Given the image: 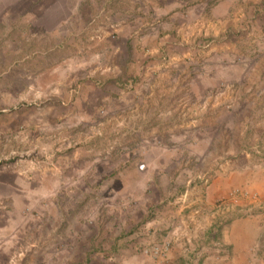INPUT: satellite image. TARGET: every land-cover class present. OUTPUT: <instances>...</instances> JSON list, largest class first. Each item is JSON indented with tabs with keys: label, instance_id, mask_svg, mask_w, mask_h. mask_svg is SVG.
Segmentation results:
<instances>
[{
	"label": "rangeland",
	"instance_id": "374dc122",
	"mask_svg": "<svg viewBox=\"0 0 264 264\" xmlns=\"http://www.w3.org/2000/svg\"><path fill=\"white\" fill-rule=\"evenodd\" d=\"M178 1L0 0V264H264V0Z\"/></svg>",
	"mask_w": 264,
	"mask_h": 264
},
{
	"label": "crops",
	"instance_id": "0c3cea01",
	"mask_svg": "<svg viewBox=\"0 0 264 264\" xmlns=\"http://www.w3.org/2000/svg\"><path fill=\"white\" fill-rule=\"evenodd\" d=\"M199 1V0H198ZM179 3H174V6H179V8H182V6H185L186 3L183 0H179ZM208 2L200 0L199 2L191 5V9H187L186 12H195L199 14H207L208 17L203 16L202 17V23L203 26L207 27L208 30H210L211 35H216L220 33L219 36V42L222 44V46L225 45V41L230 37L234 39H239V30L241 25H239L241 21V3L239 0H217L210 6L207 5ZM63 9L61 8H55L51 7L49 5H46L42 11L39 13V16L41 15V18L43 19L40 21L41 24H47V29L54 30L57 27L59 28L62 23L67 18L65 14L67 12L64 11L62 13ZM167 12L171 13H182L183 10L170 8L168 10H165ZM74 10H69V13H73ZM206 12V13H205ZM64 14V15H63ZM199 21V20H198ZM237 36V37H236ZM214 40V39H213ZM143 42L147 45L148 49L152 51L154 54L157 55V36H145L143 38ZM235 42V41H234ZM154 64L157 67V56L154 58ZM147 72L144 75V78H148L146 75ZM151 83H149L148 86H153L154 88H157V74L155 77L150 80ZM153 81V82H152ZM264 154V151H263ZM241 166L235 167L234 171L239 172L242 174ZM241 169V170H238ZM242 171V172H241ZM261 175H264V165H263V171L261 172ZM262 177V176H261ZM223 186V185H222ZM209 189V194H208ZM207 190V202L213 200V195L217 196L223 192V188H220V185H208L206 187Z\"/></svg>",
	"mask_w": 264,
	"mask_h": 264
},
{
	"label": "built area",
	"instance_id": "2783aa9c",
	"mask_svg": "<svg viewBox=\"0 0 264 264\" xmlns=\"http://www.w3.org/2000/svg\"><path fill=\"white\" fill-rule=\"evenodd\" d=\"M228 196L234 202L238 201L239 198L249 199L252 201L261 199L256 193H251L247 190H234L231 191ZM143 252L144 254L153 258L152 264H160L166 258L169 252L168 242L164 241L161 243L148 245L143 249Z\"/></svg>",
	"mask_w": 264,
	"mask_h": 264
}]
</instances>
